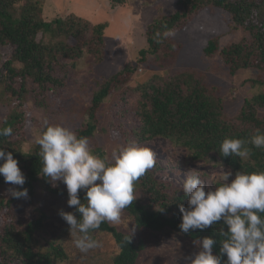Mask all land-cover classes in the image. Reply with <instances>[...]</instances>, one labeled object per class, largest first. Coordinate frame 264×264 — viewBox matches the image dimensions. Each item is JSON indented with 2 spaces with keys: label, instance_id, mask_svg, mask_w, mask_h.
<instances>
[{
  "label": "trees",
  "instance_id": "obj_1",
  "mask_svg": "<svg viewBox=\"0 0 264 264\" xmlns=\"http://www.w3.org/2000/svg\"><path fill=\"white\" fill-rule=\"evenodd\" d=\"M112 1L117 6L126 0ZM48 5L42 0H0V48L11 51L8 58L0 54V128H13L11 137L0 136V147L12 152L18 160L26 177L23 188L28 190L31 199L39 195L34 202L37 216L23 222L14 211L17 199L5 195L9 183L0 175V215L7 218L0 228V264H62L68 259L60 237L50 240L47 246H41L36 238V233L44 231L46 220L52 216L61 217L60 210L56 211L59 199L57 202L48 199L66 196L68 201L69 196L64 184L53 187L42 176L39 146L34 143L31 148L24 149L28 110L32 104L52 116L50 123L53 124H60L59 121L69 114L70 110L65 112L68 106L76 111L75 103L65 102L62 93L85 52L92 54L95 62L103 61L108 22L93 23L74 13L61 17ZM180 5L179 10L155 18L148 27L147 47L140 50L139 62L152 61L161 65L162 59L177 56L182 44L175 38L157 43L153 38L155 32L164 31L165 25L175 32L183 29L203 9L212 6L226 10L232 19L230 24L244 27L248 33L222 47L217 37L212 38L204 52L209 57L220 56L232 75L253 70L256 77L247 82L264 87V0H181ZM253 14L259 18L258 23L250 19ZM137 69L130 64L108 78L95 81L90 103L81 109V121L74 130L78 136L89 138L94 154L102 158L110 156L111 152L105 149L107 143L100 142L102 139L98 137H107L114 131L118 135L115 143L119 146L134 138L139 142L164 138L182 147L192 161L231 170L233 176L237 171H264V149L248 142L257 129L264 132V115L260 112L264 110V91L245 99L238 111L230 115L226 112L224 93L208 81L205 73L177 71L164 76L155 73L132 86ZM127 102L133 105L130 120H137L138 126L133 122L130 125L122 123L127 114ZM120 104L122 108L115 109ZM107 111L106 122L104 113ZM226 138L246 141L245 147L251 149L250 157L245 160L234 155L224 157L219 149ZM160 170V162L156 159L155 167L136 183L137 199L124 212L132 217L139 231L168 230L191 240L212 237L216 241L213 254L219 255L223 239L219 229L223 221L203 231L183 233L179 228L182 222L179 209L181 204L187 207V197L181 186L159 179ZM221 183L212 180V188ZM79 196L83 202L85 192L81 191ZM67 201L61 202L65 205L62 210L73 212L79 218L80 214L75 207H69ZM156 205L164 211L157 212ZM49 207L52 211L47 210ZM67 227L70 229L68 224ZM223 227L227 231V226ZM95 232L110 233L115 239L119 252L113 264H136L145 248L141 237L111 223H102L92 236Z\"/></svg>",
  "mask_w": 264,
  "mask_h": 264
},
{
  "label": "rangeland",
  "instance_id": "obj_2",
  "mask_svg": "<svg viewBox=\"0 0 264 264\" xmlns=\"http://www.w3.org/2000/svg\"><path fill=\"white\" fill-rule=\"evenodd\" d=\"M42 1H47L50 6L59 12L61 17L74 13L89 19L93 23L108 22V27L105 30L103 61L97 63L92 54L85 52L78 61L77 67L72 70V76L68 79L67 86L62 93L65 102L75 103L76 111L72 110L71 105L68 106L65 112L70 110L69 114L59 123L72 131L80 124L81 109L90 103V98L95 89V81L108 78L130 64L138 68L133 76L132 86L145 81L155 73H159L162 76L177 71H183L188 74L205 73L208 81L220 87L224 93L226 112L230 115L238 111L245 99L264 91V87L261 84L252 86L247 82L249 78L256 77V73L253 70H242L238 74L232 75L220 56L216 54L213 57H209L204 52L205 47L212 38L217 37L222 47L240 40L248 33L244 27H236V24H230L232 19L230 14L224 9L209 6L196 15L186 27L177 30L174 38L182 44L181 50L177 56H172L169 59L164 58L162 59L164 61L163 64L158 65L157 62L152 61H149L150 63L139 62L142 57L140 50L147 47V29L155 18L162 15H170L179 10L181 8V0H126L124 4L117 6H114L112 0ZM126 19L130 22L125 23ZM250 19L254 23L259 22V18L255 14ZM0 54L8 58L11 55V51L3 47L0 48ZM132 106L129 102L126 103L127 114L122 123L125 125L134 123L135 126H138L139 122L137 120H130L131 117L133 118L131 116L133 111L132 109L130 110ZM120 108H122L121 104L115 106L117 110ZM260 112L264 115V110ZM108 116L109 112L107 111L104 113L106 122L108 121ZM44 119L53 122L52 116H47L31 104L28 110L24 149L31 148L35 143V139L42 133ZM102 136L98 138L102 139L100 142L107 143L106 151L112 152L114 148L119 146L115 143L118 135L114 131H111L107 137L105 135ZM133 141L155 153V157L161 165L158 178L170 181L177 186H183L190 169L200 171L206 190L213 187L212 180L217 179L223 182L220 180V176L224 171H228L225 168L212 167L203 162L192 161L188 152L182 147H177L164 138H156L147 142H139L134 138ZM234 177L232 176L229 179H234ZM56 184L59 186L64 183L61 181L56 182ZM12 187L16 186L6 185L5 195L11 196L8 189ZM63 188L67 190L65 184ZM37 190L39 189L35 191ZM65 197H50L48 200L53 199L54 202H57V199H59L56 203L57 209L54 207L58 212V210L65 207V205L61 204L63 200L67 201ZM38 198L39 195L36 194L34 198L32 197V202L31 195L28 193V199L16 200L14 211L23 222H27L37 216L34 202ZM47 210L52 211V207L47 208ZM6 219L5 216L0 215V228L3 224L2 222ZM15 221L17 223V220ZM113 225L122 227L144 240L145 248L140 252L136 264H185V257L199 251L193 244L194 240L184 238L171 231H139L132 217L124 211L121 222ZM78 235L71 236L67 223L61 217L52 216L46 220L44 231L36 233V238L41 246H47L50 240L60 237V242L68 254V259L62 264H113L114 256L119 252V247L110 233L95 232L93 238L100 241L101 246L89 250L87 253H81L75 247L74 240Z\"/></svg>",
  "mask_w": 264,
  "mask_h": 264
},
{
  "label": "clouds",
  "instance_id": "obj_3",
  "mask_svg": "<svg viewBox=\"0 0 264 264\" xmlns=\"http://www.w3.org/2000/svg\"><path fill=\"white\" fill-rule=\"evenodd\" d=\"M128 19L125 23H129ZM154 39L163 43L174 38L173 29L164 26ZM44 130L35 139L42 158L41 174L52 183L66 185L69 207H75L79 218L73 212L60 210L59 215L70 226L75 247L81 253L101 246L92 232L102 223L119 224L122 213L137 199L136 183L156 165L155 153L141 147L135 141L114 148L110 156L94 154L89 138L78 134L62 124L43 121ZM12 127L0 128V136L11 137ZM255 148L264 149V132L259 129L248 141ZM246 141L226 138L220 145V153L227 157L234 155L241 160L250 157L251 149ZM0 175L15 199H28V190L23 188L26 177L12 152L0 147ZM231 170L224 171L213 190H206L205 182L198 170L190 169L182 189L187 197V207L180 205L182 222L180 230L188 234L194 230H205L223 221L220 227L219 255L213 254L216 241L212 237L196 239L193 244L199 251L184 258L185 264H264V171L245 173L237 171L234 179ZM85 192L82 202L79 193ZM157 212L164 208L156 205ZM227 257L224 260V257Z\"/></svg>",
  "mask_w": 264,
  "mask_h": 264
}]
</instances>
